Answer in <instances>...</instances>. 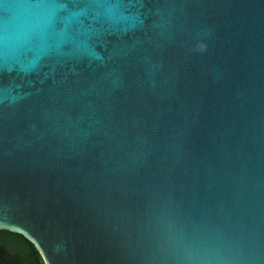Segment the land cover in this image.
Masks as SVG:
<instances>
[{
  "label": "water",
  "instance_id": "water-1",
  "mask_svg": "<svg viewBox=\"0 0 264 264\" xmlns=\"http://www.w3.org/2000/svg\"><path fill=\"white\" fill-rule=\"evenodd\" d=\"M0 229L45 264H264V0H0Z\"/></svg>",
  "mask_w": 264,
  "mask_h": 264
},
{
  "label": "trees",
  "instance_id": "trees-1",
  "mask_svg": "<svg viewBox=\"0 0 264 264\" xmlns=\"http://www.w3.org/2000/svg\"><path fill=\"white\" fill-rule=\"evenodd\" d=\"M0 264H45L33 242L24 235L0 229Z\"/></svg>",
  "mask_w": 264,
  "mask_h": 264
}]
</instances>
